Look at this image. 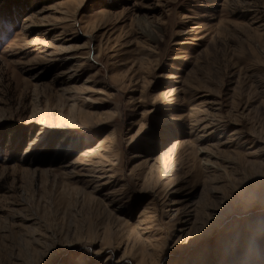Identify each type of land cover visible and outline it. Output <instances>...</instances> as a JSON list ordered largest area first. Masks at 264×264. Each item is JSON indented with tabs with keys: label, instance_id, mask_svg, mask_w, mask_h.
Here are the masks:
<instances>
[{
	"label": "rangeland",
	"instance_id": "rangeland-1",
	"mask_svg": "<svg viewBox=\"0 0 264 264\" xmlns=\"http://www.w3.org/2000/svg\"><path fill=\"white\" fill-rule=\"evenodd\" d=\"M0 264H264V0H0Z\"/></svg>",
	"mask_w": 264,
	"mask_h": 264
}]
</instances>
